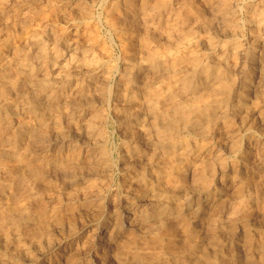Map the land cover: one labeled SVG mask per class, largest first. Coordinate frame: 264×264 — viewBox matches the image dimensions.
Wrapping results in <instances>:
<instances>
[{
  "label": "clouds",
  "instance_id": "obj_1",
  "mask_svg": "<svg viewBox=\"0 0 264 264\" xmlns=\"http://www.w3.org/2000/svg\"><path fill=\"white\" fill-rule=\"evenodd\" d=\"M254 112L264 0H0V264H264Z\"/></svg>",
  "mask_w": 264,
  "mask_h": 264
},
{
  "label": "bare ground",
  "instance_id": "obj_2",
  "mask_svg": "<svg viewBox=\"0 0 264 264\" xmlns=\"http://www.w3.org/2000/svg\"><path fill=\"white\" fill-rule=\"evenodd\" d=\"M260 55H261V53H260V52H257V53L255 54L253 60H252L251 63H250V68L253 70V77H255V75H256L255 69H256V67L258 66V59H259ZM252 114H253V115H252ZM252 114H251V119H254L255 121L257 120L256 123L258 122L260 125H261L262 123H264V121L261 120V118H260L258 112H254V113H252ZM252 116H253V118H252ZM238 122H239V121H238ZM259 124H256V125L259 126ZM258 126H257V127H258ZM247 148H248V146H247ZM254 151H255V149H254Z\"/></svg>",
  "mask_w": 264,
  "mask_h": 264
},
{
  "label": "rangeland",
  "instance_id": "obj_3",
  "mask_svg": "<svg viewBox=\"0 0 264 264\" xmlns=\"http://www.w3.org/2000/svg\"><path fill=\"white\" fill-rule=\"evenodd\" d=\"M252 115H253V114H252ZM252 118H253V116H252ZM256 121H257V120H256ZM237 122H238V121H237ZM256 124H259V123L257 122ZM257 126H258V125H257ZM259 126H260V124H259ZM259 126H258V127H259ZM247 146H248V142L246 141V142H245V148H246V149H247ZM254 149H255V148L253 147V149H252L253 152H254ZM257 215H258V214H257Z\"/></svg>",
  "mask_w": 264,
  "mask_h": 264
}]
</instances>
